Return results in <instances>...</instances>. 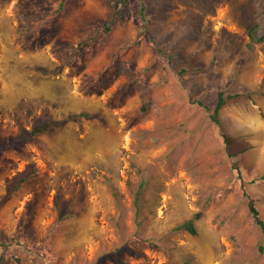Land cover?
Returning <instances> with one entry per match:
<instances>
[{"label": "rangeland", "instance_id": "374dc122", "mask_svg": "<svg viewBox=\"0 0 264 264\" xmlns=\"http://www.w3.org/2000/svg\"><path fill=\"white\" fill-rule=\"evenodd\" d=\"M250 199L264 0H0V264H264Z\"/></svg>", "mask_w": 264, "mask_h": 264}, {"label": "trees", "instance_id": "16d2710c", "mask_svg": "<svg viewBox=\"0 0 264 264\" xmlns=\"http://www.w3.org/2000/svg\"><path fill=\"white\" fill-rule=\"evenodd\" d=\"M142 11H144V10L142 9ZM226 101H227V97H226L225 93L220 92L216 107L214 109V112L211 114L212 120L217 124H219L218 116H219L220 110L222 109V107H224L226 105ZM83 115L88 116L86 114H83ZM88 117H90V116H88ZM48 129H49V123L40 124L32 130L31 135L35 136V135L44 133ZM225 138H227V137L225 136ZM33 172H34V169L29 168V169L25 170L24 172L20 173L17 177H15L12 184L8 187V193L7 194L8 195L12 194L24 182L29 180L32 177ZM249 208H250V211H251L252 215L254 216L256 222L260 226H262L263 231H264V221L260 218L259 211H258L257 207L255 206V201L253 199H250ZM175 229L176 230H184V231H187L191 234L197 233V228H196L193 220H187V221L177 225L175 227ZM261 249H263V248H261Z\"/></svg>", "mask_w": 264, "mask_h": 264}]
</instances>
